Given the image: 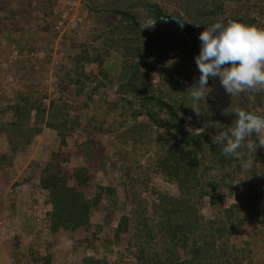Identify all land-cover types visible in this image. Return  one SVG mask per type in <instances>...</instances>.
Here are the masks:
<instances>
[{"label": "trees", "instance_id": "16d2710c", "mask_svg": "<svg viewBox=\"0 0 264 264\" xmlns=\"http://www.w3.org/2000/svg\"><path fill=\"white\" fill-rule=\"evenodd\" d=\"M228 1L231 0H211L209 3L206 0H179L181 6L178 10L181 15L175 12L173 15H167L154 3L141 2L140 4L144 10L153 15L154 19L175 17L182 22L188 32L199 37L205 28H211L214 24L220 23L217 12L222 13L221 5ZM233 1L237 2L238 0ZM53 4L54 2L51 0H0V11L3 8H12L9 11V18L6 19L10 22L9 28L4 25V27L1 26L2 30H18L27 27L29 21L26 18V12L33 13V17H31L34 19L33 22H36L37 14L40 15V13L43 19L52 17L50 6ZM85 5L94 14H112L118 19L116 25L111 23L107 25L109 28H113L112 30L101 31L105 35L102 39L100 35L93 36L92 41L100 39L101 49H91L92 52H89L87 46L84 47V44L81 43L78 52L74 51L64 56L66 57L64 60L70 64L68 70L72 76L65 77L67 79L59 80L56 83L55 87L58 91L55 98L48 99L46 95H42L38 99H34L31 89L33 85L32 87L29 85L23 95L18 93L15 96L16 102L0 107V137H4L7 148H9L8 157L0 156L3 162L0 171L14 172L16 170L14 165L18 159L21 162L28 160L27 171L15 180L12 192H23L24 195L31 198H42L39 207L43 210L40 216L43 220V231L46 237L59 232H66V235L82 234L81 239H70V249L63 254L64 260L67 257L73 260L70 264H241L245 257L246 259L250 257L251 250L246 246L236 250L233 244H228V238L244 218H255L252 228H255L256 224L264 226V186L260 183L255 188L254 184L257 182L249 180L251 176H254V171L245 169L242 173L247 177L245 185L239 181L236 182L241 185L240 187L245 193L243 195L244 204H231L230 207L223 210V219L218 221L199 215L196 205H200L201 200H206L201 206L204 204L207 207L206 210H210L221 204L223 197L221 189L225 188L226 193L232 192V180H236V177L241 174L239 160L222 155L221 146L211 145L213 141L211 139L205 142L203 140V143L198 142L202 134L184 135L180 129L182 121L178 116L179 113H183L182 106L175 103L174 100L173 102L167 101L163 94L155 96L151 92H146L144 84L140 87L135 84L138 79L142 83L146 77V72L140 73L141 71L137 68L139 61L147 62L150 57H155L152 55V48H154V52H157V57L158 54L159 56L164 54L165 45H159V40L156 39L157 32L141 29L136 18L127 11L94 9L91 5L86 3ZM231 20L247 25L252 24V20L245 18V15L238 16L236 13ZM41 30V32L49 33L53 38L56 36V33L52 34L51 26H44ZM111 36L118 37L112 40ZM140 36L156 39L155 47L139 46ZM178 38L182 46L189 44L180 36ZM190 40L197 56L195 43L192 38ZM122 43H124L123 46H120ZM146 43L148 42L145 40L144 44ZM112 45L121 48L124 56L131 55V59L138 60V63H123L116 77L105 70L109 64L106 56H108L109 48ZM61 59L63 60L62 57ZM159 60L163 61V58H159ZM12 66L16 71L22 72L20 73L21 77L25 75L22 68L13 64ZM86 67L95 68V74L91 72L90 78L84 71ZM123 76L128 79L126 85H123L127 91L136 94L143 93L140 98V107L143 110L141 116L144 120L141 123H135L132 120L131 126L125 129L126 132L120 134L121 139L125 140L122 143L123 149L111 153L110 156H105L103 150H105L104 142L107 139L103 135L109 133L106 129L107 126H103V121L95 126L91 124L94 121L93 117L84 116V118L79 115V112L88 108L89 98L91 93L96 91L98 82L101 80L110 82L111 79V81L117 80L119 83V79H122ZM196 78L199 79L198 73ZM92 82L95 84L89 85ZM171 84L172 88L189 96V93L176 82L172 81ZM70 88H73L72 99L64 94L68 93ZM29 89L31 90L29 91ZM259 94L261 93L259 92ZM45 100L46 103H44ZM6 114L9 120L3 121L1 115ZM131 117H135L134 113L131 114ZM90 128L91 130H89ZM87 130L95 132L100 138L99 141L102 139L101 145H96V149H94V141L91 138L92 142L83 143L84 150L78 159L70 158L69 166H62L60 151L65 146L66 138L76 131L79 132V135H83L84 132L87 133ZM157 130L166 131L163 135L166 138L164 144L157 136L155 139L150 138ZM223 130L226 129L223 128ZM49 133L53 134L54 137H51L57 139V142L48 159L46 161L35 158L28 159L25 153H28L29 147L35 145L36 140L43 135H45L44 138L49 136ZM118 136L109 137L108 143L113 145L114 140L118 141ZM146 136L149 138H145ZM250 138V142L256 147L255 151L251 152L253 163L260 162L264 153L260 154V150L258 151V145L252 134ZM141 139L146 140L147 148H144V142ZM175 139L180 144H175L173 147V143L170 145V142ZM98 149L102 152L98 162L104 179L107 174L104 166L105 168L108 165L113 167L133 160L137 163L143 162L141 169L143 173L137 177V180L148 179L149 173L159 174L164 181L176 187L179 193L178 197L158 196V203L152 204L146 215H144V208L141 207L139 211L134 209L129 214L119 213L118 220L107 226L99 221L97 223L90 222L91 217L106 206H111L113 209L115 208V211H118V204L125 195L114 186L119 177L115 181L99 179L92 183L93 177L90 178L84 174L83 164H87L89 159H93ZM40 150L38 147L36 152L40 153ZM138 150L145 151L139 154ZM24 151L26 152L24 153ZM115 154L118 158L114 160L111 157ZM231 163L235 164L234 168L225 172L224 169L226 166H231ZM126 170L127 168L122 169V172L124 173ZM213 171H217V173L214 175ZM124 175L126 177L128 173H124ZM227 181L229 182L227 183ZM135 195L137 194L135 193ZM194 196L198 199L196 202L192 201ZM155 211L157 214L151 218L150 215L155 214ZM14 215L17 216L16 220L20 221V224L24 223L17 213ZM29 222L26 221L27 225ZM32 228L33 225L29 223L28 229ZM40 234L38 233L35 237L38 238L37 241H34V238L32 240L34 244L38 243V245L41 242L40 245L34 251L26 250L25 256L20 255L21 264H31L29 262L35 264L53 263L55 253L45 252V249L42 248L45 239L42 238L44 237L43 233ZM22 238H19L15 247L26 245L25 240L30 241L29 236ZM96 242L108 245L116 253L111 256L108 251L105 252L96 247ZM122 242L124 246H121ZM234 252L236 256H231ZM181 256L184 257L181 258ZM64 260L60 264H65ZM15 264L20 263L16 261Z\"/></svg>", "mask_w": 264, "mask_h": 264}, {"label": "rangeland", "instance_id": "374dc122", "mask_svg": "<svg viewBox=\"0 0 264 264\" xmlns=\"http://www.w3.org/2000/svg\"><path fill=\"white\" fill-rule=\"evenodd\" d=\"M51 1L54 2V4L50 6V14L52 17L50 16L43 19L42 14L40 13V15L37 14L36 22H33L34 19L31 18L33 17V13L26 12V18L29 21V25L18 30H2L4 25L9 28L8 26L10 25V22L6 19L9 18V11H11L10 9L12 8H3L0 11V107L16 102L17 99L15 96L18 93L23 95L29 85L30 87L33 85V88L31 89L34 94V99H38L42 95H46L48 99L52 97L55 98L58 91L55 87L56 83L59 82V80H65L72 76L68 70L70 64L67 60H64L66 59L64 56L67 53H73L74 51L75 53L78 52L81 43L84 44V47L87 46V51L89 52H92L91 49H101L100 39L92 41L93 36L100 35L102 39V37L105 36L102 33L103 31L106 32L113 29L109 28L107 25L110 23L116 25L118 19L112 14H94L86 8V3L87 5H91L94 9H119L127 11L136 18V22L141 29L147 30L148 32H157L158 36L156 39L159 40V45H165L163 55L160 54L159 56L158 54L157 57V52H154V48H152V55L155 57H150L147 62L139 61L138 63L137 59H131V55L124 56L121 48L112 45V47L109 48L106 59L108 63H113L117 67V73L114 77L120 72L123 63H138L137 68L141 71L140 73L144 71L146 72L145 80L142 83L139 79L136 80L135 84L138 87L144 84L146 92H151L155 96L163 94L166 96L167 101L173 102L174 100L175 103L182 106L181 111L183 113H179L178 116L182 121L180 129L184 135L202 134L198 140L200 143H203V140L204 142L209 141V139L214 140L215 135L219 131H224L223 128L226 129L227 127L233 126L236 117L235 114L231 112L236 108L257 115L264 114V91L248 90L237 96L230 97L221 86L219 78H209L206 87L210 88L211 91L206 95L205 99H201L198 103L194 102L190 96L181 94L180 91L172 88L171 82L173 81L187 91L189 87L198 81L196 78L198 73L197 66L194 60V57H196L195 48L192 43L182 46L177 33L171 32L173 31L172 29L163 25L158 19H154L153 15L149 11L144 10L140 3H154L167 15H173L174 12L181 15V12L178 10L181 6L179 0ZM206 1L209 3L211 0ZM221 7L222 13L217 12V15H219L218 21L220 23L226 24L236 13L238 16L245 15V18L252 20L251 25L264 28V0H238L237 2L231 0L223 2ZM44 26H51L52 34L56 33L55 38L50 36L49 33L41 32V28ZM193 27L197 28L194 25ZM196 30L199 31L198 28ZM116 38L111 36L110 39L114 40ZM139 38H141L139 46L144 48L147 46L155 47L157 42L156 39H150V37L140 36ZM145 40L151 45L148 43L144 44ZM123 44L124 43L120 44V46H123ZM159 58H163V61L159 60ZM12 64L16 67L22 68L23 74L25 75L21 77L20 73L22 72L18 70L16 71ZM84 71L89 78L91 72L95 74V68L90 69L89 67H86ZM66 74L67 76H65ZM119 80V83L117 80L111 81V79L110 82L105 80L98 82L99 84H96V91L91 93L89 98L90 104L88 108L79 112V115H82L83 117H93L94 121H92L91 124L95 126L103 121V126H107L106 129L109 133L108 135H102L106 136L105 139L108 141L109 137L119 135L118 141L114 140L113 145L108 143L107 140V143L105 141L104 145L106 148L104 147L105 150H103L105 156H110L111 153L119 152L123 149L122 143L125 142V140L121 139L120 134L126 132L125 129L131 126L132 120H134L135 123H141L144 120L141 116L143 110L140 107V98H142L143 93L136 94L127 91V89L123 87V85H126L128 80L127 77L123 76V78ZM94 84L95 82H92L89 85L93 86ZM31 89H29V91ZM72 91L73 88H70L68 93H63L68 96L69 99H72ZM205 92H207V90H205ZM259 92L261 94H259ZM187 93L189 92L187 91ZM259 102H261V105H259ZM44 103H46V100ZM225 111L229 113L225 115ZM132 113L135 115L134 118L131 117ZM136 114L139 115L137 116ZM1 116H3V121L9 120L7 114ZM83 117L82 121L85 118ZM89 130H91V128ZM165 132L166 131L164 130H157L150 138L155 139L157 136L162 144H164L163 142H165L166 138L163 135H165ZM78 133L79 132L76 131L71 136H68L65 140V146L61 148L60 159H62V166H69L70 158L78 159L84 150L82 146L83 143L91 141V138L94 141V149H96V145H101V142L96 140L97 134L95 132L92 133V131L87 130V133L84 132L83 135H79ZM88 133L91 137L87 135ZM48 135L49 136L47 137L50 138H44L45 135H43L44 137L42 136L38 138L35 145L29 147L28 153H25L26 151H24L28 159L35 158L42 161L48 159L49 154L52 152L54 145L57 142V139H52L54 137L53 134L49 133ZM252 135L254 141L258 145V151L260 150V154L264 153V148L259 147L257 135L255 133ZM250 136L247 137L246 143L251 141ZM145 138L149 137L146 136ZM141 140L144 142V148H147L148 144L145 142L146 140ZM147 141L149 142V140ZM5 142L6 140L4 137H0V156L4 155L5 157H8L9 148H7ZM172 143L173 147L175 144H180L176 139L171 141L170 145H172ZM211 145H213V143ZM38 147L41 149L40 153L36 152ZM144 151L138 150L137 152L140 154ZM251 152L252 151L250 150L243 153L244 159L252 161V167L250 169L254 171V176H251L249 180L257 182L254 184L255 188L260 183L264 186V157H262L260 162L253 163ZM96 153L97 154L95 155L97 156L94 155L93 159H89L87 164H83L82 167L85 172L83 173L90 178L91 176L93 177L94 180H91L92 183L99 179L107 180L109 182L115 181L119 177L118 182H116L114 186L119 192L122 191L125 195L118 204V211H115V208L113 209L111 206H106L104 209L95 213L91 217L90 222L97 223L99 221L103 225H110L118 220L120 217L119 213L122 212L123 214H129L134 209L139 211L141 207L144 208V215H146L152 204L158 203V196L178 197L179 193L176 187L164 181L163 177L159 174L153 175L149 173L150 176L148 179L137 180V177H140L143 173L141 172L143 162L137 163L133 160L113 167L108 165V167L105 168L104 166V169L107 171L104 179L102 177V171L99 168L100 163L98 162L100 161L102 152L98 149ZM111 158L115 160L118 157L115 154L112 155ZM27 162L28 160L21 162L20 159H18L14 165L16 168L14 172H11L10 170L0 171V245L5 243L9 246L10 254L7 255L8 264H15L16 261L21 264L19 259L20 254L25 256L26 250H36L41 242L38 245V243L34 244L32 240L34 238V241H37L38 238L35 237H37L38 233L40 234L42 232L44 236L42 238L45 239L42 248L45 249L46 253H55L52 264L63 263V254L70 249V239H81L82 234L73 233L71 235H66V232H59L56 235L46 237L43 231V220L40 216V213H42L43 210L39 207L42 198H31L28 197V195H24L23 192H12V185L15 180H17L18 176L26 173ZM238 162L240 166L241 162ZM0 164V166L3 165L1 159ZM234 165L235 164L231 163V166H226L224 171L229 172L230 169L234 168ZM126 168L127 170L124 173H128V175L125 177L122 169ZM240 168L241 174L236 177V180H232V192L226 193L227 190L225 188L221 189L220 192L223 193L221 204L210 210H206L207 207H205L204 204L201 206L203 202H206V200H201L200 205H196L199 215L203 218L207 217V219L218 221L223 219V210L230 207L231 204H244L243 195H245V193L241 189V185L237 183L239 181L241 184L245 185L247 177L242 174L245 169L241 166ZM109 169L112 170L108 171ZM213 173L215 175L217 171H213ZM228 182L229 181H227V183ZM135 193L137 195H135ZM197 200L198 199L195 196L192 199V201L195 202ZM16 213L21 219L24 221H30L29 223L33 225V228L31 229L33 232L29 229L24 231V236H26V238L29 236L30 241L28 242L25 240L24 243H26V245H20L17 247H15V244L18 243L20 236L16 234L17 230H15V228L18 229L20 223L16 220L17 216L14 215ZM156 214L157 211H155V214L150 215V217L154 218ZM254 221L255 218H244L243 222L230 233L228 238V244H233L236 250L243 248L244 246L251 250L250 257L248 259L245 257L241 264H264V226L256 224V227L252 228ZM31 244H33V246H31ZM95 245L105 252L108 251L111 256L116 253L113 248H110L106 244L96 242ZM121 246H124L123 242L121 243ZM234 255L235 252L231 256ZM187 256H189V254H187ZM182 257L184 256H181V258ZM71 260L70 257H67L64 260V263L70 264L73 261ZM29 263L35 264L32 262Z\"/></svg>", "mask_w": 264, "mask_h": 264}, {"label": "clouds", "instance_id": "9594fccd", "mask_svg": "<svg viewBox=\"0 0 264 264\" xmlns=\"http://www.w3.org/2000/svg\"><path fill=\"white\" fill-rule=\"evenodd\" d=\"M198 39L200 51L194 60L199 79L187 90L194 102L205 99L211 91L206 87L210 77L219 78L230 97L248 90L264 91V28L228 20L205 28ZM231 113L236 117L234 126L219 131L212 143L221 146L222 155L234 157L242 168L250 169L252 161L245 160L243 153L256 147L246 139L255 133L259 147L264 148V116L239 108Z\"/></svg>", "mask_w": 264, "mask_h": 264}, {"label": "water", "instance_id": "95a60500", "mask_svg": "<svg viewBox=\"0 0 264 264\" xmlns=\"http://www.w3.org/2000/svg\"><path fill=\"white\" fill-rule=\"evenodd\" d=\"M159 21L163 25L172 29L175 33H177L187 43H190L191 42L190 38H192V40L196 46L197 56L199 55L200 44H201L200 40L198 39L196 34H194L192 32H188L184 28L182 22L179 19H177L175 17H165V18H160ZM198 73L200 74L199 70H198Z\"/></svg>", "mask_w": 264, "mask_h": 264}, {"label": "crops", "instance_id": "0c3cea01", "mask_svg": "<svg viewBox=\"0 0 264 264\" xmlns=\"http://www.w3.org/2000/svg\"><path fill=\"white\" fill-rule=\"evenodd\" d=\"M110 66V67H109ZM108 68H109V71H108ZM105 70L106 71H108L109 72V74L110 75H115L116 73H117V67L113 64V63H109L108 65H107V67H105ZM96 140H100V138H98L97 137V139ZM102 141V140H101ZM100 141V142H101ZM105 143V142H104ZM107 143V142H106ZM18 223H19V221H17ZM14 223H16V222H14ZM16 225V224H15ZM29 225V224H28ZM28 225H27V223H26V221H24V223H21L20 225H19V227H18V229L17 228H15V230H17V232H16V234L17 235H19L20 236V239L24 236V231H26V230H28ZM21 226V227H20ZM107 226V225H106ZM16 235V236H17ZM19 239V240H20ZM22 239H24V238H22ZM1 246H2V248H1ZM9 246H7L5 243L3 244H1L0 245V264H8V262H7V260H8V254H10L9 252H10V249L8 248ZM4 249V250H3Z\"/></svg>", "mask_w": 264, "mask_h": 264}]
</instances>
